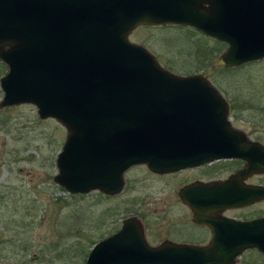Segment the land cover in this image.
I'll list each match as a JSON object with an SVG mask.
<instances>
[{"label": "water", "instance_id": "1", "mask_svg": "<svg viewBox=\"0 0 264 264\" xmlns=\"http://www.w3.org/2000/svg\"><path fill=\"white\" fill-rule=\"evenodd\" d=\"M171 25L228 44L224 68L264 59V0H0V61L8 67L0 109L31 104L66 128L55 182L70 195H117L135 166L167 174L240 159L246 166L231 179L198 186L216 189L222 209L264 200V187L245 183L264 174V146L233 127L230 104L208 75L172 73L129 40L141 26ZM130 222L86 264H100L104 245L124 243ZM233 223L242 251L264 254V218Z\"/></svg>", "mask_w": 264, "mask_h": 264}, {"label": "rangeland", "instance_id": "2", "mask_svg": "<svg viewBox=\"0 0 264 264\" xmlns=\"http://www.w3.org/2000/svg\"><path fill=\"white\" fill-rule=\"evenodd\" d=\"M130 40L150 49L176 74L206 73L234 106L233 127L264 145V59L224 68L218 61L227 44L181 26H141ZM7 72L0 62V79ZM3 97L0 86V102ZM66 136L60 123L42 120L33 105L0 109V264H86L93 246L119 229L140 193L149 198L147 212L155 220L162 212L156 210L157 197L163 204L159 209L168 208L177 216L179 211L168 205L165 194L186 177L159 178L142 167L128 173L125 195H69L55 182ZM256 181L264 185V178ZM263 208L257 206L240 216L263 213ZM153 223L149 228L156 236Z\"/></svg>", "mask_w": 264, "mask_h": 264}, {"label": "flooded vegetation", "instance_id": "3", "mask_svg": "<svg viewBox=\"0 0 264 264\" xmlns=\"http://www.w3.org/2000/svg\"><path fill=\"white\" fill-rule=\"evenodd\" d=\"M151 53L154 54L152 51ZM155 57L158 60L157 55ZM230 106L232 112L234 106L232 104ZM244 133L249 141L258 142L251 139L246 132ZM245 165L246 162L243 160L225 159L169 174L152 172L146 166L136 167H142L152 176L159 178L186 177V179L183 177L180 186H171L169 192L165 194V199L170 200L168 205L174 206L179 212L176 217H173L170 209L165 207L159 209L163 204L157 197L156 210H162V212L155 215V220L147 212V206L150 205L146 206V202L149 198L146 194L140 193L139 195L142 196L136 197V205L127 212L119 229L104 237L106 239L120 233L125 222L132 221L124 232L122 239L124 243L104 245L103 256L96 255V259L100 261V264H162L161 261H165V264H264V254L258 248L247 247L242 251L243 243L237 239L240 233L236 231L235 223H233L264 218V212L253 214V216H240L242 212L257 206L264 207V200L243 208L222 209L219 206V192L216 189L205 190L198 186L225 182L238 174ZM257 178L263 179L264 175H251L245 182L247 185L264 187L261 182L256 181ZM129 183L127 175L125 189L128 188ZM193 186L199 190L183 192ZM125 189L122 192L124 195ZM153 222H160V225L155 223L156 236H153L149 228V225L154 224ZM101 244L97 242L90 255H93ZM247 255L252 257H245Z\"/></svg>", "mask_w": 264, "mask_h": 264}]
</instances>
